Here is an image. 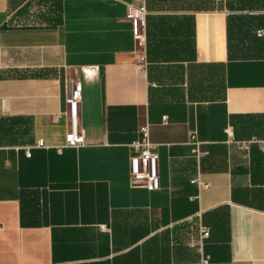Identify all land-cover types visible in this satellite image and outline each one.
Wrapping results in <instances>:
<instances>
[{
  "label": "crops",
  "instance_id": "obj_1",
  "mask_svg": "<svg viewBox=\"0 0 264 264\" xmlns=\"http://www.w3.org/2000/svg\"><path fill=\"white\" fill-rule=\"evenodd\" d=\"M130 4L0 0V264H264V0H145L143 46Z\"/></svg>",
  "mask_w": 264,
  "mask_h": 264
},
{
  "label": "built area",
  "instance_id": "obj_2",
  "mask_svg": "<svg viewBox=\"0 0 264 264\" xmlns=\"http://www.w3.org/2000/svg\"><path fill=\"white\" fill-rule=\"evenodd\" d=\"M222 1V0H217ZM136 4H130L127 8L126 19L131 23L132 33L135 41L139 46H143L146 43V17L148 10L145 4V0H135ZM260 36H264V29H261L258 33ZM82 100V86L80 83H75L70 96L66 99V105L68 108V114L74 123L79 104ZM166 122V117H164ZM85 143V138L82 134L78 133L76 129H72L66 135V146L77 148ZM190 143L196 148L200 142L196 137L195 132L190 133ZM44 142L39 141L37 147H43ZM132 149V155L129 160L130 178L134 181L144 182L145 186L150 190H157L160 188V175L158 169L159 154L157 146L151 141L150 137V125L145 124L138 130L137 138L130 144ZM202 154V153H200ZM205 154V153H204ZM27 155L30 156V152L27 151ZM203 155V154H202ZM199 187H207L199 179L192 181ZM1 229V225H0ZM210 236V227L201 225L199 228L198 241L192 242V245L202 252L203 242ZM204 263H208V259L204 258Z\"/></svg>",
  "mask_w": 264,
  "mask_h": 264
}]
</instances>
